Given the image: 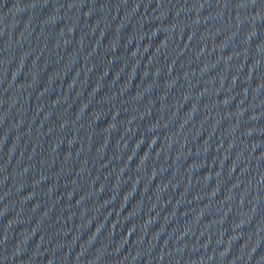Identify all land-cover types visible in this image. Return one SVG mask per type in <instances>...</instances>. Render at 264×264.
<instances>
[{
    "label": "water",
    "instance_id": "95a60500",
    "mask_svg": "<svg viewBox=\"0 0 264 264\" xmlns=\"http://www.w3.org/2000/svg\"><path fill=\"white\" fill-rule=\"evenodd\" d=\"M264 117V0H0V264H226Z\"/></svg>",
    "mask_w": 264,
    "mask_h": 264
}]
</instances>
